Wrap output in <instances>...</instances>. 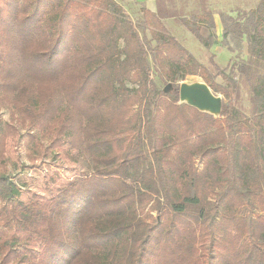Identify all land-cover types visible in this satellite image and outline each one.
I'll list each match as a JSON object with an SVG mask.
<instances>
[{
    "label": "trees",
    "instance_id": "1",
    "mask_svg": "<svg viewBox=\"0 0 264 264\" xmlns=\"http://www.w3.org/2000/svg\"><path fill=\"white\" fill-rule=\"evenodd\" d=\"M140 10L137 24L117 0H0V107L41 151L68 143L92 161L25 201L0 151V264H264V0L220 14L223 45L249 58L212 55L213 69L162 19L210 48L211 11ZM251 60L248 115L234 74ZM188 75L224 96L220 114L178 102Z\"/></svg>",
    "mask_w": 264,
    "mask_h": 264
},
{
    "label": "rangeland",
    "instance_id": "2",
    "mask_svg": "<svg viewBox=\"0 0 264 264\" xmlns=\"http://www.w3.org/2000/svg\"><path fill=\"white\" fill-rule=\"evenodd\" d=\"M130 14L135 23L139 24L143 20L141 7L142 3L134 0H117ZM260 0H156L157 11L159 5H165L174 8L188 19H193V13L199 15L204 11H211L215 18L214 31L217 34L214 43L210 48H206L203 44L190 32V30L180 21L179 16H173L171 13L163 14V21L170 31L186 46L197 58L206 66L213 69L210 58L214 55L215 61L225 67L229 62L246 60L249 54L246 50L231 51L227 46L223 45V26L220 18L222 12H228L236 16L240 11L249 10L255 7ZM142 36L151 37L149 30L139 28ZM204 33L208 31L203 30ZM232 47L234 44H231ZM123 46V41H120ZM263 65L258 61L251 60V70L248 76L235 71V77L238 79L241 88V95L237 104L248 115H252L250 103V83L254 82L258 73L262 72ZM154 79L159 86L168 93H173L172 85L169 82H162L155 74ZM217 81H222L220 77ZM181 82L194 83L205 82L198 75H188ZM212 92L220 95L221 93ZM179 96V94H178ZM179 103H185L180 100ZM217 116V114H215ZM10 105H2L0 107V122L2 131H0V151L7 158V165L10 168V175L16 180L20 187V197L25 201H29L33 196L42 200L50 198L57 194L59 187L86 173L92 171V161L89 155L77 153L76 149L70 147L68 143L63 145L62 150L41 151V147L36 146L27 134L28 127L22 123ZM38 131L37 128L33 129ZM155 213V212H154Z\"/></svg>",
    "mask_w": 264,
    "mask_h": 264
},
{
    "label": "water",
    "instance_id": "3",
    "mask_svg": "<svg viewBox=\"0 0 264 264\" xmlns=\"http://www.w3.org/2000/svg\"><path fill=\"white\" fill-rule=\"evenodd\" d=\"M179 97L185 103L214 115L220 114L222 110V97L214 94L206 82H181L179 85Z\"/></svg>",
    "mask_w": 264,
    "mask_h": 264
},
{
    "label": "crops",
    "instance_id": "4",
    "mask_svg": "<svg viewBox=\"0 0 264 264\" xmlns=\"http://www.w3.org/2000/svg\"><path fill=\"white\" fill-rule=\"evenodd\" d=\"M139 3H142L145 7L152 11H157V2L156 0H134Z\"/></svg>",
    "mask_w": 264,
    "mask_h": 264
}]
</instances>
